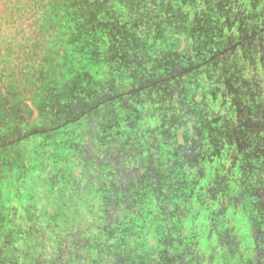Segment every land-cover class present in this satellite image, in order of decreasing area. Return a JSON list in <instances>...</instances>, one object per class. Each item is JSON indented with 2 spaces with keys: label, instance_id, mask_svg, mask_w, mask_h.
Masks as SVG:
<instances>
[{
  "label": "rangeland",
  "instance_id": "rangeland-1",
  "mask_svg": "<svg viewBox=\"0 0 264 264\" xmlns=\"http://www.w3.org/2000/svg\"><path fill=\"white\" fill-rule=\"evenodd\" d=\"M27 1L0 0V264H264V0Z\"/></svg>",
  "mask_w": 264,
  "mask_h": 264
},
{
  "label": "trees",
  "instance_id": "trees-1",
  "mask_svg": "<svg viewBox=\"0 0 264 264\" xmlns=\"http://www.w3.org/2000/svg\"><path fill=\"white\" fill-rule=\"evenodd\" d=\"M22 3H24V4H28V3H30L29 1H27V0H13V8L12 9H10V11H9V15L10 16H14V15H17L18 14V16L20 15V10H22L23 8L20 6V4H22ZM20 37V36H19ZM19 37H15V38H13V37H11V40H10V42L11 43H13L14 45L16 44V42H17V39L19 38ZM4 44V43H3ZM2 48V46L0 45V49ZM13 54H14V52H13Z\"/></svg>",
  "mask_w": 264,
  "mask_h": 264
}]
</instances>
